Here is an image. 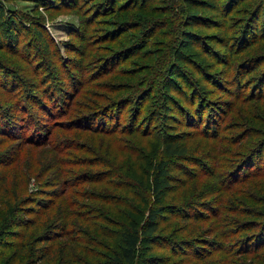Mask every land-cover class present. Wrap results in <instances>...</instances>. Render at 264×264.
Instances as JSON below:
<instances>
[{"label":"rangeland","instance_id":"rangeland-1","mask_svg":"<svg viewBox=\"0 0 264 264\" xmlns=\"http://www.w3.org/2000/svg\"><path fill=\"white\" fill-rule=\"evenodd\" d=\"M141 1L0 0V64L14 68L21 81L15 88L19 92L14 93L10 79L4 81L0 77V110L10 120L22 123L25 121L22 116L28 117L16 106L18 94L23 96L28 86L33 93L46 98V94L42 96L45 86L53 85L54 91L61 94L58 88L71 89L72 82L76 81V91L67 105L58 101L61 109L65 107L67 116L53 119L40 111L41 131L46 121L52 124L53 120L77 118L86 111L95 112L99 108L96 106L128 98L122 116L124 123L130 125L137 106L138 110L143 106L144 112L136 111L140 118L137 117L135 124L142 125L143 120L147 123L150 115L152 122L156 121L150 126L151 130H156L155 139L125 129L108 135L72 127L74 125H53L49 144L24 142L21 148L17 144L21 138L0 132V159L8 157L13 161L0 165V254L6 251L0 256V264H109L117 244L116 234L121 229L119 223L128 222V207L143 205L146 197L155 207L166 202L184 203L186 197L190 201L179 204L176 216L164 211L160 216V230L152 239L140 244L137 264H213L218 259L214 256L202 261H186L189 257L184 251L194 257L198 245L208 249L204 241L217 239V236L209 233L213 229L209 223L202 233L204 224L196 231L197 224L192 217L182 216L184 213L194 215L195 209L209 213L207 208L196 204H216L220 195L213 191L218 178L202 176V168L194 160L190 163L173 157L169 164L173 184L163 195V201H154L152 193L144 192L139 182L145 179V184L148 183L153 163L163 154L162 133L157 128L181 135L182 141L188 144L189 158L201 159L205 153H210L225 158L221 164L229 157L231 163L240 158L229 156L228 149L231 154L236 149L241 151L237 144L231 143L241 136L244 138L249 130V125H244L243 121H249L251 114L255 118L258 114L264 116L262 108L258 112V105L241 102V96L250 93L264 64L243 78L238 74V67L246 59L264 54V41L232 56L222 43L229 41L235 50L244 46L243 27L260 0H244L241 4L237 0H218L221 8L226 9L225 13H229L226 17L206 7H194L185 0H143L144 4ZM204 1L208 7H215L217 3V0ZM232 3L238 7L228 12ZM119 4L125 9L129 6L134 9L125 11L123 8L106 14L113 5ZM97 11L101 15L92 17ZM187 11L198 13L204 20L200 21L202 25L187 26L184 22ZM261 11L259 26L264 25V11ZM90 18L94 20L92 24H89ZM120 19L139 24L160 22L165 27L155 30L157 35L152 38L155 42L141 50L151 51L143 54L145 58L135 56L123 60L125 62L111 72H102L106 66L102 59L122 43V39L110 41L106 36L107 29H112L110 23ZM185 27L190 32L181 48L186 59L182 63L175 60L174 51L182 43ZM82 34L86 38L80 36ZM124 69L134 71L130 76H123L119 72ZM146 88L152 92L138 100L137 95ZM45 103L52 104L44 99ZM199 105H203L202 119L215 116L218 121L215 134L221 139L216 146L213 134L202 135L215 127L199 131L196 126H188L185 120L196 118L195 111L184 115L177 110L178 106L180 111L181 108L186 111ZM94 112L86 116L94 120ZM104 118L107 127L113 125L114 121L108 116ZM255 125L257 128L258 121ZM255 128L251 129L256 131ZM249 140L251 138H246L244 142ZM67 141L82 150L70 147L62 152L51 147L53 143L59 147ZM245 146L252 148V145ZM223 148L229 154H225ZM192 174H197V179L190 177ZM51 203L44 214L45 207ZM142 215L146 217L145 211ZM43 236L51 240L46 244L37 243ZM44 245H47L46 256L40 259Z\"/></svg>","mask_w":264,"mask_h":264},{"label":"trees","instance_id":"trees-1","mask_svg":"<svg viewBox=\"0 0 264 264\" xmlns=\"http://www.w3.org/2000/svg\"><path fill=\"white\" fill-rule=\"evenodd\" d=\"M111 1L114 2L115 0ZM185 1H187L192 6L196 5L200 8L206 7L207 9L214 10L218 15L222 17H226L229 14L225 13L226 9L221 8V6L218 4V0L214 5L215 7H208L207 5H205L206 2L204 0ZM243 1L244 0H237L238 4H241ZM141 2H143V0ZM234 3H232L233 5L231 4L232 6L229 5V9H227L228 12H231L233 9L238 7ZM143 4H140V7H142ZM123 8L124 6L122 4L113 5V9L111 8L106 14L114 13L116 10L119 11ZM132 9H134V7L129 6L125 9V11ZM261 10L264 11V0H260L258 6H256L252 10L250 14L251 16L246 22V26L244 25L243 27L242 34H244L243 37L244 39L246 38V42H244L245 44L240 50L233 49V46L229 43V41H225L222 43L224 49H226L225 51L228 52L229 56L238 54L240 51H247L251 47L256 46L261 41H264V25L259 26L258 24L262 12ZM93 15L94 16L92 17H98L101 15V13L97 11ZM88 21L90 22L89 24H92L94 22L93 18H90ZM200 21L204 22L203 18H201L198 13H191L190 11L186 12L184 22L187 26L202 25ZM110 24H112V29H107L106 36H108V39L110 41L122 39V43H120L119 47L113 48L114 50L112 49V52L107 54L102 59V62L106 64L102 72H111L113 68L117 69V67L122 62H125L126 60L135 56H138L139 58H145L146 55L143 54L145 52L149 54L151 53V51L149 49H145L143 51L141 50L155 42H152V38L157 35L155 33V30L158 31L157 29H159L160 27H165V24L160 22H154L151 24H139L137 21H128L126 19L115 20ZM182 31L185 35L182 37V43L180 44V47H177L174 51V58L175 60L183 63L186 61V59L182 55L181 48L187 41V33L190 31L189 29H187V27H185L184 29L182 28ZM80 36L86 38L84 34ZM1 41L2 43H4L3 40ZM15 45H18V42H16ZM263 64L264 54L254 55L253 57L248 58V60L246 59V62L238 67V74H240L243 78L246 75L251 74V72L257 71L262 68ZM0 68V77H2V80L5 81L6 79H10L11 83L9 85L12 88L11 90L14 93L19 92V90L16 91L15 88H18L17 85L18 83H21V81L16 77L14 68L8 66L3 62H1ZM243 68H246V71H243ZM100 71L101 70L98 71L97 69V72ZM133 71L124 69L119 73H121L123 76H130ZM168 73L170 75L172 74V71L170 70ZM261 73H259V75H261L254 83L250 93H243L242 96L240 95L242 98L241 102H247L248 104L254 102L250 106L258 105V112L261 110V108L264 110V70ZM76 84V81H73L72 86L74 87H70L71 89H63L62 87L58 88L61 94H58V91H54L56 89L55 86L52 87L53 85H47L42 89V96L43 94H46V98L39 96L37 93H33L31 87L28 86L27 91L24 93V95L21 96L20 93L16 98L17 108L20 109L22 114L27 113L28 117H26V115L22 116L25 121L20 123L21 121L19 122L18 120H10L8 116H5L0 110V132L6 133L13 137L21 138V141L17 143L21 148L24 142H28L33 145L49 144L51 140V128L53 127V125L61 127L62 125H74L72 127L79 128L85 131L89 130L92 132L107 133L108 135L118 134L120 132L119 130H130L133 133H139V135L141 136L153 137L155 139L156 134H154V132H156V130H151L150 126L156 121L154 123L152 122L153 118L151 117V115L148 118L149 121L147 123L145 120H143L142 125L141 123L135 124V122H137L138 120L137 117L140 118V115H137L136 111H138L139 113L142 112L143 114V106H141L140 110H138L137 106V109L132 115V122L129 126L127 125V123H124L122 121L124 107L129 98L125 101L121 99L114 100L105 105L96 106L95 108L99 107L96 109L97 111H86L84 113H81L77 118L73 116L74 118L65 121L53 120L52 124L46 121L47 123H44V128L41 131L42 122L40 116L42 117V115L40 111L44 112L46 116L48 115L53 119L59 116H67L68 113H66L65 107L61 109L58 101H61L62 104L65 103L66 106L71 95L76 91ZM51 87L53 91H51ZM151 92L152 91L147 88L141 89V91L137 95L138 100L142 96L144 97V95H150ZM44 99L46 102H52V104H44ZM179 108L180 107L178 106L177 110L180 113L182 112L184 115H190L191 111H195V113L198 114L196 118H193V116L189 119L185 118L188 126H196L199 131H205L203 129H210L215 127V130L211 132L207 130L206 132H203L202 135L204 133L206 134L207 132L208 134H213V138L216 140L215 146L216 144H218L221 138L218 134H215L216 126L218 123L215 116L213 117V119H202L201 112L203 109V105H199L197 107H194L193 109L186 111L182 108L180 111ZM247 109L250 112L252 111V109L248 107ZM130 110H132V108ZM7 112V109H5L6 114ZM92 112L96 113V116L94 118L100 121H96L95 119L93 120L92 118H88V116H86V114ZM245 115H248L247 112L245 113ZM104 116H108L111 120H113V125L107 127L106 119L104 118ZM253 116L254 114L250 115V122L247 120L243 121L244 125H249V130H247V132L245 133V137L243 138L241 136L239 139H237V141L231 143L232 145L237 144L238 148L241 149V151H237L236 149L234 150V153L231 154L230 149H228V152H230L229 154L227 152V149L223 148L225 149V154H229V156L236 155L240 157L239 159H237V161L233 159L232 162L235 161L236 163H231V158L229 157L227 158L226 162L222 161L224 163L221 164V160L226 159H220L219 156H217V158L210 153H205L201 157V159L189 158L188 144L182 141L183 137L181 135L168 133L161 128H157L158 131L162 133L161 142L163 143V154L153 163L151 169V177L148 183L145 184V179L139 182V185H141V189H143L144 192L149 191L150 193H152L154 201H163V195L173 184L169 169L170 159L173 157H181L184 160H189L190 163H192L194 160V162L197 163V166H200L202 168V176L211 175L214 176L215 179H219L217 182L218 185L213 191L214 194L220 195V197H218V200H215L216 204L208 203L209 206H202L201 203L196 204L199 208H207L209 210L208 214H205L204 211H199L198 209H195L193 211L194 215L189 216V214H182V216H185V219L192 217L191 220L197 224L196 231L204 224V227L201 229L202 233L205 232V226L207 223H209L211 227H213V229L209 233H216L217 236V239L213 238L204 241L205 244L209 245L208 249L203 248L201 245H198L199 247H196V255H194V257L193 255H191V252L188 253L184 251L183 254H188L189 257H186V261L191 259L195 261H202L207 257L215 256V258L218 257V259H215V261H213V264H264V116L259 114L258 118H255ZM73 119L74 121L72 122ZM256 121H258L257 128L254 127L256 126ZM202 124H204V127H202ZM160 125H162L161 122ZM235 128H238V126H236ZM251 128H255L256 131H254V129L252 130ZM246 138H251V140L244 142ZM53 144L51 146L52 148H55L57 150L59 149V151L62 152H65V150L70 147L76 149L79 148L82 150L79 145H76L75 143L71 144V142L69 141L61 144V146L59 147H57L56 143ZM245 145H252V148L250 149ZM256 148H258L257 151ZM208 157H210L212 160ZM7 158L8 157H4L0 159V165L6 166L8 164H12L13 161L10 162V160ZM8 173L10 172H7V174ZM191 173L192 172H190V174ZM30 174L32 173L30 172ZM190 177L197 179L198 175L192 174L190 175ZM208 195L211 194H209L208 192ZM145 199L146 202L143 201V205L139 204L128 207V222L119 223L121 229L116 234L117 244L116 248L112 251L109 264H137L141 252L140 244L143 240L152 239L160 230V216L163 215L164 211H170L171 213L176 214L179 210V207H181V205L179 204L185 205V203H188L190 201L189 197H186V202L184 203L166 202L163 206L155 207L149 204V198L147 199L146 197ZM51 205L52 203L45 207L44 214H47L48 211L46 212V210H48ZM144 211L146 213V217H143L142 215ZM34 224L36 223L34 222L32 226H34ZM16 234L17 233H15V235ZM19 235L20 234H18V236ZM50 240L51 238H49L48 236H43L41 239L37 240V243L46 244ZM2 244L6 245L5 243ZM5 247L10 248V245H6ZM46 249L47 245H44V248L40 249V259H44V257L46 256ZM5 254L6 251H4V253H1L0 256H4Z\"/></svg>","mask_w":264,"mask_h":264}]
</instances>
